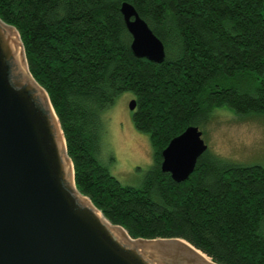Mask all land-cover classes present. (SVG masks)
<instances>
[{
	"label": "trees",
	"instance_id": "obj_1",
	"mask_svg": "<svg viewBox=\"0 0 264 264\" xmlns=\"http://www.w3.org/2000/svg\"><path fill=\"white\" fill-rule=\"evenodd\" d=\"M129 2L161 40L164 58L135 56L119 5ZM27 69L58 120L75 188L131 237H179L217 264H264V167L206 148L182 180L161 150L214 107L264 112V0H0ZM135 99L151 164L119 182L100 157L99 111Z\"/></svg>",
	"mask_w": 264,
	"mask_h": 264
},
{
	"label": "water",
	"instance_id": "obj_2",
	"mask_svg": "<svg viewBox=\"0 0 264 264\" xmlns=\"http://www.w3.org/2000/svg\"><path fill=\"white\" fill-rule=\"evenodd\" d=\"M119 11L132 53L162 61L161 40L134 7L122 1ZM134 107L131 98L128 109ZM50 108L18 32L0 19V264H217L182 238L131 237L100 216L74 186ZM206 148L201 130L189 124L162 148L160 169L182 180Z\"/></svg>",
	"mask_w": 264,
	"mask_h": 264
},
{
	"label": "rangeland",
	"instance_id": "obj_3",
	"mask_svg": "<svg viewBox=\"0 0 264 264\" xmlns=\"http://www.w3.org/2000/svg\"><path fill=\"white\" fill-rule=\"evenodd\" d=\"M129 90L99 111L103 132L101 160L123 184H136L151 164L148 134L134 127L128 101ZM201 137L212 152L240 163L264 167V112L236 113L230 107H214L210 117L199 124ZM264 233V220L262 222Z\"/></svg>",
	"mask_w": 264,
	"mask_h": 264
},
{
	"label": "bare ground",
	"instance_id": "obj_4",
	"mask_svg": "<svg viewBox=\"0 0 264 264\" xmlns=\"http://www.w3.org/2000/svg\"><path fill=\"white\" fill-rule=\"evenodd\" d=\"M50 110H51V112H52V115L55 117V114L53 113V111H52V109L50 108ZM87 200V199H86ZM97 211V213L100 215V216H102V217H104L101 213H100V211L99 210H96Z\"/></svg>",
	"mask_w": 264,
	"mask_h": 264
}]
</instances>
